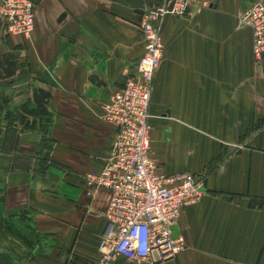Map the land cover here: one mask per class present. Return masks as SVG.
<instances>
[{
  "label": "crops",
  "instance_id": "1",
  "mask_svg": "<svg viewBox=\"0 0 264 264\" xmlns=\"http://www.w3.org/2000/svg\"><path fill=\"white\" fill-rule=\"evenodd\" d=\"M30 1L28 39L5 36L0 23V56L14 66L0 79V256L93 264L108 192L87 196L86 176L114 137L100 107L136 71L149 1ZM253 3L264 0H188L158 23L148 154L165 176L200 179L204 194L173 229L185 250L141 264H264V58L255 63L239 24ZM39 89L49 94L45 114L24 115L33 128H23L19 107L33 110Z\"/></svg>",
  "mask_w": 264,
  "mask_h": 264
},
{
  "label": "built area",
  "instance_id": "2",
  "mask_svg": "<svg viewBox=\"0 0 264 264\" xmlns=\"http://www.w3.org/2000/svg\"><path fill=\"white\" fill-rule=\"evenodd\" d=\"M137 30L143 52L136 71L101 104L100 118L114 129L113 141L98 171L86 176L87 196L106 190L105 228L93 264L148 262L174 259L185 243L173 229L181 210L204 194L202 182L190 174L165 176L149 157L148 104L154 72L163 45L158 23L166 13L182 15L188 0H147ZM30 0H0V23L5 36L28 39L34 22ZM250 30L255 63L264 58V4L253 3L239 16Z\"/></svg>",
  "mask_w": 264,
  "mask_h": 264
},
{
  "label": "trees",
  "instance_id": "3",
  "mask_svg": "<svg viewBox=\"0 0 264 264\" xmlns=\"http://www.w3.org/2000/svg\"><path fill=\"white\" fill-rule=\"evenodd\" d=\"M13 63L12 61L8 60L4 56H0V79L2 78H8L13 73ZM49 94L48 92H45L43 90H35L32 94L31 102L35 104V108L33 110L27 109V104L29 101L25 102L23 105L19 107V110L21 114L18 116V121L22 125L23 128L31 129L33 128L32 123H28L25 120V116H33V117H41L45 114V110L43 108V104L46 102ZM253 202V200H250V204ZM0 258H6L4 261H6V264H9L8 258L1 255Z\"/></svg>",
  "mask_w": 264,
  "mask_h": 264
},
{
  "label": "rangeland",
  "instance_id": "4",
  "mask_svg": "<svg viewBox=\"0 0 264 264\" xmlns=\"http://www.w3.org/2000/svg\"><path fill=\"white\" fill-rule=\"evenodd\" d=\"M14 39H17L19 37H13ZM19 39H22V38H19ZM25 40V39H23ZM4 259L6 258H0V264H6V261H4ZM143 263L142 261H138V262H133V263H128V262H124V261H119L118 264H141Z\"/></svg>",
  "mask_w": 264,
  "mask_h": 264
}]
</instances>
